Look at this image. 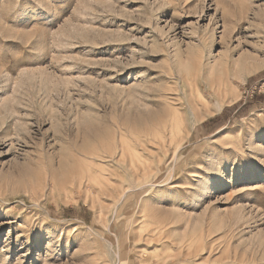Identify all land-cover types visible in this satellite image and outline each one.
<instances>
[{"label": "rangeland", "instance_id": "1", "mask_svg": "<svg viewBox=\"0 0 264 264\" xmlns=\"http://www.w3.org/2000/svg\"><path fill=\"white\" fill-rule=\"evenodd\" d=\"M0 264H264V0H0Z\"/></svg>", "mask_w": 264, "mask_h": 264}, {"label": "bare ground", "instance_id": "2", "mask_svg": "<svg viewBox=\"0 0 264 264\" xmlns=\"http://www.w3.org/2000/svg\"><path fill=\"white\" fill-rule=\"evenodd\" d=\"M232 62V61H231ZM230 62V63H231ZM230 63H229V68H230ZM233 63V62H232ZM225 64H226V62H225ZM227 66V67H228ZM226 67V66H225ZM229 68H228V70H229ZM231 68H232V65H231ZM230 68V69H231ZM226 69V68H225ZM227 70V71H228ZM233 70V69H232ZM227 71H226V73H227ZM232 72V71H231ZM230 72V73H231ZM227 75V74H226ZM197 91V94L201 97V96H203V95H201V90H200V87H197V89H196ZM213 90H215L214 88H213ZM187 104V103H186ZM193 106V103H189V108H191ZM188 108V109H189ZM191 111V110H190ZM151 119H152V123H151V125L152 126H154V128L151 130V131H154V132H158L159 130H162V131H164L166 128H165V123L163 122V120H161V119H159V117H157L156 115L154 116H152L151 117ZM174 121V123H173V127L175 128V130L177 131L178 130V128H179V126L181 125V122H182V120L178 117V115H177V113H176V116H174L173 118H172ZM171 130H172V128H171ZM174 130V129H173ZM146 132V131H145ZM145 135H147L146 133H145ZM149 138V137H148ZM58 171V170H57ZM43 174V173H42ZM52 176H51V180H52V182L51 183H59V184H62L63 182H67V181H69V180H71V179H73V178H78L79 176H83V175H85V174H83V171L81 170V168H80V164H77L76 162H74L73 164H71L70 165V167H69V169L68 170H66V171H61L60 173H58L57 175L56 174H54V173H52L51 174ZM212 251V250H211ZM201 259V258H200Z\"/></svg>", "mask_w": 264, "mask_h": 264}]
</instances>
